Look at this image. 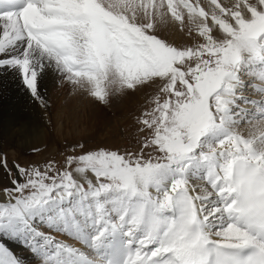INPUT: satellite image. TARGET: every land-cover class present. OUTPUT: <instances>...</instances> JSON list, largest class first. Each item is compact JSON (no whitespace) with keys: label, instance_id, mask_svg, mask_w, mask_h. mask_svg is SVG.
Here are the masks:
<instances>
[{"label":"snow or ice","instance_id":"1","mask_svg":"<svg viewBox=\"0 0 264 264\" xmlns=\"http://www.w3.org/2000/svg\"><path fill=\"white\" fill-rule=\"evenodd\" d=\"M0 68L42 104L52 71L103 104L153 88L131 149L0 157V264H264V0H0Z\"/></svg>","mask_w":264,"mask_h":264},{"label":"rangeland","instance_id":"2","mask_svg":"<svg viewBox=\"0 0 264 264\" xmlns=\"http://www.w3.org/2000/svg\"><path fill=\"white\" fill-rule=\"evenodd\" d=\"M174 26L175 27L173 28L178 30L177 26ZM166 30V26H164V30L161 32L162 37H165ZM186 37L187 36L184 35L183 38V34H180V31L179 35H174V39L178 41L179 45L183 43L189 44L192 42L191 39ZM140 89L142 91H140ZM145 89L146 87H140L137 90L129 91L123 96L113 97L110 99L108 104H103L90 98L82 90L74 92L73 85L59 76L58 80L55 81L47 96L44 98V104L38 103L39 105L37 104L36 107L34 106V109L30 108L33 100L26 96V103H21V107L19 106L20 108L17 107L16 109V111L20 110L19 112H22L25 116H34L35 113H37V117L35 119H38V123L41 122L43 125L41 128H43V131L47 133V138L50 136L51 139L56 141H52L49 145V149L47 148V150L44 149L45 145L39 144L36 147L31 148L30 151L20 159H17L12 155L9 157L8 155H3L2 153L0 154V157H7L9 169L15 173L16 170L13 167L15 163L25 166L31 163H43L48 159H54L57 161L61 160V154L64 153L66 147L75 142L83 143L89 148L99 145L119 148L121 150L125 148L131 149L135 147L134 137L136 135V130L134 127V121H126L128 119L130 120V118L131 120H134V117L139 114L140 110L149 106L144 100L146 96H144L145 92L143 91H146ZM250 94L255 95L254 93ZM139 97L144 98L140 100ZM150 98L148 97L149 100ZM140 102H142L143 105ZM93 121L100 122L102 124L101 128H92L89 131H85V123ZM124 122L126 123L123 127ZM113 125L116 126L113 127ZM57 130L59 131L57 132ZM240 131L244 136H248L249 128L247 123L241 124ZM105 137L108 138V140L104 143L103 139ZM97 138L102 140L97 142ZM34 149H38L39 151H34ZM41 150H44V152H41ZM4 151H6V149H4ZM17 179L22 178L17 176ZM3 187H12V185L7 171L3 167H0V188Z\"/></svg>","mask_w":264,"mask_h":264},{"label":"bare ground","instance_id":"3","mask_svg":"<svg viewBox=\"0 0 264 264\" xmlns=\"http://www.w3.org/2000/svg\"><path fill=\"white\" fill-rule=\"evenodd\" d=\"M174 25L175 24H171V25L166 26L167 30H166L165 37H167V39L169 41H172L175 44L179 45L178 41L176 39H174V35H176V36H177V34L179 35V31L176 28H173V27H175ZM163 30H164V26H161V32ZM165 37H162V38H165ZM183 38H184V35H183ZM186 41H187V39H186ZM192 43H193V41L187 45L191 46ZM59 76H60L59 74L52 71V72H49L46 76H44L40 80L39 92H40V95H41L43 100L47 96V94L50 91V89L52 88V86L54 85L55 81L58 80ZM145 90L146 91H143V92H145L144 96H146V97L144 100L146 102L149 100L148 97L150 98L153 96V88L146 87ZM140 91H142V90L140 89ZM26 96H28V98L30 97L33 100L31 102L30 108H33L34 106L36 107V105L38 103L39 104L41 103V101L34 99L24 89V87L20 83L19 79L11 71L0 68V154L2 153L3 155H8L9 157L12 155L17 159L22 158L26 153H28L30 151L31 148H34L39 144L45 145L44 149L47 150V148L49 149V145L51 144V142L56 141V140L54 141L53 139H51L50 136H49V138H47V133H45L43 131V128H41L43 125L41 124V122L38 123L39 122L38 119H35L37 117V115H36L37 113H35L34 116L31 115V116H33V117H31V116L23 115L22 112H19L20 110L16 111L17 107H19V106L21 107V103H24V102L26 103V99H27ZM143 98H140V100ZM28 100H30V99H28ZM140 103H142V102H140ZM138 104H139V101H138ZM142 105H143V103H142ZM142 105H140V106H142ZM142 107H144V106H142ZM137 108H136V110H137ZM134 111H135V109H134ZM28 112H30V111H28ZM128 121L132 122L134 120H131V118H130V120L128 119L126 122H128ZM126 122H124L123 127L125 126ZM85 125H86L85 131L86 130L89 131L92 128H96V129L101 128L102 124L98 121H93L90 123L86 122ZM114 126H116V125H113V127ZM58 131L59 130H57V132ZM90 134H92V133H90ZM99 140L101 141L102 139L97 138L96 141L98 142ZM107 140H108V138L105 137L103 139L104 143ZM4 149H6V151H4ZM2 150H3V152H2ZM41 152H44V150H41ZM30 159H31V157H30ZM6 243H8L9 247L12 248L18 255L25 257L27 260L32 259L31 256H29V254L26 252V250L24 248H22L18 243H15L13 241H6ZM77 246H80V245L77 244Z\"/></svg>","mask_w":264,"mask_h":264}]
</instances>
